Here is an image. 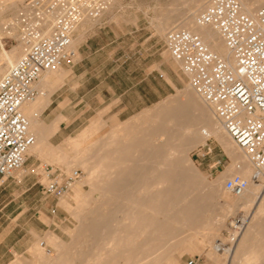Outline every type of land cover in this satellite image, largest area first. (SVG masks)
I'll return each mask as SVG.
<instances>
[{"label":"rangeland","instance_id":"obj_1","mask_svg":"<svg viewBox=\"0 0 264 264\" xmlns=\"http://www.w3.org/2000/svg\"><path fill=\"white\" fill-rule=\"evenodd\" d=\"M11 1L0 10V77L18 59L8 63L3 53L25 42L20 17L35 19L31 0ZM198 14L194 0H110L99 20L80 23L72 44L85 31L78 54L61 65L66 70L61 81L48 86L49 104L43 94L34 100L32 111L49 148L35 158L27 154L22 168L0 183V242H20L7 264H125L112 258L111 242L158 245L162 254L157 264H225L226 254L211 246L236 242L228 220L239 219L248 209L232 204L240 197L226 191L224 182L238 174L258 193L262 178L258 184L251 180L249 160L248 175L226 173L231 154L212 137L205 135L187 149L202 115L184 97L187 76L178 65L179 79L164 61L171 59L165 35L183 29L182 23ZM53 17V11L43 9L41 30ZM75 139L88 147L84 155L74 154ZM60 149L68 158L53 161ZM44 164L64 173L77 170L79 178L64 194H47ZM23 169L27 171L20 175ZM118 179H138L140 189L110 191L106 184ZM158 179L178 180L179 187L158 200L160 188L151 185ZM183 180L188 190L180 187ZM257 210L256 225H264V202ZM96 215L104 220V231L91 237L84 228ZM119 234L126 236L113 240ZM259 246L261 257L264 247Z\"/></svg>","mask_w":264,"mask_h":264},{"label":"built area","instance_id":"obj_2","mask_svg":"<svg viewBox=\"0 0 264 264\" xmlns=\"http://www.w3.org/2000/svg\"><path fill=\"white\" fill-rule=\"evenodd\" d=\"M2 0H0L1 2ZM36 10L20 17L21 57L0 78V183L22 168L26 152L35 141L21 105L38 95L34 83L44 71L71 61L70 49L78 26L85 19L99 20L110 0H31ZM43 9L53 11L48 34L41 32ZM22 15V14H21ZM256 17L246 12L238 0H211L199 15L200 25L213 27L231 51L235 66L211 51L201 37L186 29L169 31L165 44L172 57L181 63L191 87L208 103L235 144L258 171L264 170V5ZM162 76V75H161ZM47 177L44 190L60 196L79 178L74 170L64 173L50 165L41 166ZM253 180L259 181L258 174ZM239 175L226 179L225 188L239 195L247 187ZM193 264V261H188Z\"/></svg>","mask_w":264,"mask_h":264},{"label":"bare ground","instance_id":"obj_3","mask_svg":"<svg viewBox=\"0 0 264 264\" xmlns=\"http://www.w3.org/2000/svg\"><path fill=\"white\" fill-rule=\"evenodd\" d=\"M183 1H185V0H183ZM238 1L241 3L243 9L246 12H248L252 17H254L255 19H257L256 12L260 6L258 8H256V10L253 12L254 7L256 5H259V4L264 5V0H238ZM11 2H12L11 0H2L0 2V10L7 7ZM210 2H211V0H194V3L197 5V13H199V14H198V16L193 15L192 17H190L189 19L184 21L182 23L181 28L198 34L201 37L202 41L207 45V47L211 51L215 52L220 58H222L227 63V65L230 69H233L235 66V60H234V57H233L231 51L225 45V42H224V39L222 38V36L213 27H211L209 25H200L197 22L199 15L206 9V7L210 4ZM175 10H177V9H175ZM167 17H171V16L165 15V18H167ZM51 27H52V24H50V26L46 27L45 29L41 30V32L43 34H48L51 31ZM261 27L264 31V24H261ZM173 30H175V29H173ZM170 31H172V30H170ZM165 37H166V35H165ZM23 41H25V40H23ZM72 44H73V40H72L70 49H71L73 56H74ZM25 45H26V41L24 43L23 42L20 43L16 47H13V49L9 52L5 51L3 53L4 59L8 63H12L14 57L19 58L22 56ZM169 54H170V52H169ZM170 56L173 60H175L171 54H170ZM175 61H177V60H175ZM177 62H179V61H177ZM180 66H181V63H180ZM58 70H59V68L57 67V71L55 68L53 70L44 71L40 74L38 80L34 83V86L38 89L39 95L44 94V92H46L50 89V87H48V86L51 83L50 82L47 83V82H45V80L47 78H49L50 75H53V74L59 76L60 71H58ZM181 70H182V68H181ZM183 92H184V97L186 98L187 102L190 101L192 103L191 105L193 106L195 112L202 115V120H201V124L199 125V128H197V129L194 128V130H195L194 133H196L198 135V136L196 135V137H195L196 139L193 140L194 144L197 142H201L200 139L204 140L205 135L207 137L212 136L213 138H215L219 142H221L228 149L229 154L235 156L237 160H240L242 162L243 170L237 169L235 171L240 173L243 176L248 175L249 172L251 171V166L249 164L250 160L248 159V157L246 156L244 151L235 144V142L232 140L231 136L225 130L222 122L217 118V116H215L213 107L210 104H208L191 87L190 83ZM35 98L26 100L21 105V111L23 112V114L28 119L29 131L35 136V141L30 145V147L28 148V150L26 152V156L28 154L29 156H31L33 158H35L39 155L42 156L43 154H45V152H46L45 150L47 148H49L45 142V139H46L45 136L42 135V133H43V131L41 129L42 124L39 123V121H38V114L32 111L37 106L36 103L33 101ZM181 126H182L181 128L183 131H187L189 129L187 124H183ZM198 132H200L201 134L203 133V136H199L200 133H198ZM72 144H73L72 149H73V152L76 156L79 154L84 155V152L86 151V149H88L86 144L80 139L73 140ZM233 144L239 150H241L243 152V154L238 152V150H236L235 147H233ZM89 151H91V150H89ZM184 156H187V154H184ZM66 158H68V153H66L63 149H60V150H58V153L54 157L53 161L62 162V161H65ZM251 164L254 167L253 174L251 175V180L254 183L258 184L260 179L262 178V186H264V170L262 169L261 171H258L252 162H251ZM255 174H258L259 181L253 180V176ZM235 175H238V174H235ZM232 176H230V177H232ZM243 179H245V178H243ZM245 180H247V182H248L247 187L243 190V192L241 194H239V195L234 194L235 196H237V197L242 196L245 192H247V190H252L253 187L252 186L249 187V180L248 179H245ZM177 182L179 183V181L175 180V179H169V180L158 179V180H154V182L151 185H153V186L155 185L156 188H158V189L160 188V190H158V192L160 193V197L158 198V200H162V199L167 197L169 192H171L175 188L179 187V186H177ZM106 185L109 187L108 189L110 191L112 190L113 192H116V193L118 191H122V190L140 189V184H139L138 179L129 180V181H125L124 179H118V180H116V183L106 184ZM208 185L211 186V185H213V183L208 182ZM180 187L184 190H188L189 189L188 188V181L183 180L181 182ZM224 189L226 191H229L225 188V182H224ZM158 200H156V202ZM234 203L237 204V207H239L241 205V203H239V201H236V202L233 201L232 204L234 205ZM232 204L230 203L229 205H232ZM151 208H155V204H152ZM116 211H119V210L117 209ZM246 218H247V215L244 214V215H241V217H239L240 220L239 221L237 220V222H236V220L233 221L231 218L228 220L229 221L228 224L233 229H235V234H233L232 237L237 238V239L240 238L241 242H243L244 240H245V242H249L251 239L250 236L258 233V232H256V223H257L256 217H252V219H250V220H248V219L246 220ZM165 220H167V218H165ZM140 222H142V221H140ZM103 225H105V224H104V220L102 219V217L96 215V217L92 218V225L86 226L84 228V232L91 235V237L92 236L96 237L98 234H100L101 232L104 231ZM238 233H240L239 237L236 236ZM104 234H106V233H104ZM133 235L134 236L137 235V232L136 233L134 232ZM125 236L126 235H124V234H119L116 237H113V240H114V238H116L117 240H123ZM99 238H101V240H102V237H99ZM106 238L107 237H105V239ZM211 250H213L214 252H222V253L226 254V257H228L229 255H231L233 253V248L225 246L224 243L221 241L214 242L211 246ZM111 253L113 255L112 256L113 259H115V258L122 259V260H124L125 264H130V263L131 264H157L161 258L162 251L160 250V248H158V245L153 246V245H149L148 243H144V245H141L139 243L130 245L129 242H111ZM235 254H237V253H235ZM133 258H134V260H133Z\"/></svg>","mask_w":264,"mask_h":264},{"label":"crops","instance_id":"obj_4","mask_svg":"<svg viewBox=\"0 0 264 264\" xmlns=\"http://www.w3.org/2000/svg\"><path fill=\"white\" fill-rule=\"evenodd\" d=\"M261 5H263V4H261ZM84 33H85V31L81 33L80 39L76 43V46L73 47V51H74L73 58L78 54L77 45L83 39ZM164 61L167 63V65L170 67V69L177 74L178 78L181 79V76L177 72L178 65H179V68L181 69L180 63L173 60L172 58L169 59L168 57H165ZM60 68H61V74L59 76H57L55 74L49 76L48 82L51 83V82L56 81L54 86L57 85L58 80L61 81V79L63 78V76L66 73V70L62 66H60ZM51 90H48V91L44 92V94H43L44 98H46L47 105L49 104L50 95L52 93V92H50ZM210 137H212V136H209L208 138H210ZM213 139H215V138H213ZM215 140L218 141L217 139H215ZM200 141H202V139H200ZM192 143H193V145L187 147L188 149H190L191 147H194L195 145H197L200 142H197L194 144V141H192ZM219 143L228 152V149L221 142H219ZM231 157H232L231 164L229 165L226 173L235 171L237 169L243 170L242 162L240 160H237L236 157L233 155H231ZM24 171H27V169H23L22 172L20 173V175ZM223 175H221L220 177H222ZM255 187L252 188V190H247V192H245L242 196H239L240 199L238 201H239V203H241V205L239 207L244 208V209H248V212L245 213L247 215L246 220L247 219L250 220V219H252V217H255V215H257V213H258L257 208H259L260 204L262 202H264V186H261V188L258 190V193H256L257 189ZM256 218H257V216H256ZM237 220L239 221L240 219H237ZM237 220H236V222H237ZM257 231H259L258 232L259 235L257 233L255 235L250 236L251 239L249 242H245V240L243 242H241V240L239 238L236 242H231V244L229 246H227V247L233 248V253L231 255H229L228 257H226L225 264H264V254H262V256L259 257L258 256L259 253L256 250L257 244L258 245L260 244V246H259L260 249H261V247H264V242H257V239L264 240V225L263 224L256 225V232ZM253 239H255V241ZM19 244H20V242H0V264H7L13 259L14 253L19 251ZM235 253H237V254H235ZM48 260H51V262H52V259H48ZM29 262L30 261L27 260V264Z\"/></svg>","mask_w":264,"mask_h":264}]
</instances>
